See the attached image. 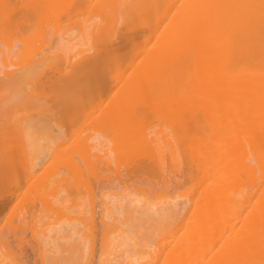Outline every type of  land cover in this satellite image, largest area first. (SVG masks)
Segmentation results:
<instances>
[{
	"label": "bare ground",
	"instance_id": "obj_1",
	"mask_svg": "<svg viewBox=\"0 0 264 264\" xmlns=\"http://www.w3.org/2000/svg\"><path fill=\"white\" fill-rule=\"evenodd\" d=\"M37 2L0 4V264H264V0Z\"/></svg>",
	"mask_w": 264,
	"mask_h": 264
},
{
	"label": "rangeland",
	"instance_id": "obj_2",
	"mask_svg": "<svg viewBox=\"0 0 264 264\" xmlns=\"http://www.w3.org/2000/svg\"><path fill=\"white\" fill-rule=\"evenodd\" d=\"M1 1H2V0H1ZM1 1H0V2H1ZM31 1H32V6H33V8H34V6H35L34 4H35V2H37V0H35V2H33L34 0H4V2L6 3V4H5V3H4V4L7 5V6H10V7H8L10 10L7 12V13L10 12V13L8 14V15H10V14L13 12V10H14L15 8L18 9V8L22 7V5H24L23 7H25V5H26V7L30 8V7L27 6V5H28V4L30 5V4H31ZM39 1H40V0H38L37 3H39ZM0 4L5 8V11H7V10H6V9H7V8H6L7 6H5V5L3 4V2L0 3ZM39 4H41V2H40ZM1 5H0L1 10H4V9L2 8ZM17 5H18V6H17ZM15 6H16V7H15ZM19 6H20V7H19ZM30 6H31V5H30ZM38 6H39V5H38ZM38 6H37V7H38ZM44 6H45V5H44ZM17 7H18V8H17ZM42 7H43V6H42ZM2 12H3V11H2ZM2 12L0 11V13H2ZM2 14H3V13H2ZM4 14H5V13H4ZM4 14H3V17H4V18L7 17L8 20H7V21H4V20L2 21V20H0V21H1V22H0V29L3 28V30H5L6 32H7V30H8L7 33L10 34V33H12V32H10V27H11V25H13V24H11V23L13 22L14 19L12 20L10 16H8L7 14H6L7 16H4ZM0 17H1V16H0ZM3 17H1V18H3ZM4 18H3V19H4ZM5 20H6V19H5ZM16 21H17V20H16ZM16 21H15V23H16ZM2 23H5V24H2ZM13 23H14V22H13ZM6 24H7V25H6ZM3 25H4V26H3ZM2 26H3V27H2ZM4 27H6V28H4ZM11 28H12V27H11ZM5 31L0 30L1 33L3 32V34H2V39H3V40H4V38H5V37L3 38V35L6 33ZM7 33H6L4 36H6ZM13 33H15V32H13ZM13 33H12V35H15V34H13ZM9 34H8V35H9ZM30 34H31V35H30ZM36 34L39 35V32L36 33ZM0 35H1V34H0ZM24 35H25V36H26V35L28 36V33H26V34L24 33ZM32 35H33L32 33H29V36H30L31 38H32ZM33 36H34V35H33ZM15 37H17V36L15 35ZM36 38H37V37H36ZM2 39H1V40H2ZM32 39H33V38H32ZM32 39H31V40H32ZM33 40H34V39H33ZM33 55H34V53H33ZM31 58H32V57H31ZM26 61H27V60L25 59V63H26ZM28 61H29V59H28ZM28 61H27V62H28ZM23 62H24V60H23ZM41 81H42V80H41ZM41 81H40V82H41ZM38 83H39V82H38ZM44 92H45V91H44ZM41 94H43V93H41ZM43 95H46V94H43ZM48 96H49V97H48ZM45 97H46V96H44V98H45ZM47 97H48V98H47ZM47 97H46L45 99H49V98H50V94L47 95ZM50 100H51V99H50ZM48 102L50 103V102H52V100H51V101L47 100V103H48ZM50 104H51V103H50ZM100 121H101V119H100ZM143 152L147 153L148 151H147V149H146V151L143 150ZM154 175H155V174H154ZM152 176H153V175H151V177H150V181H148V182H151V181L154 182V179L152 180V178H153V177H156V176H153V177H152ZM165 178H166V177H165ZM191 184H192V183H191ZM188 186H190V185H188ZM180 190H181V191H180ZM180 190H177V191H178L180 194L183 193V192H182V189H180ZM176 193H177V192H176ZM176 193H173L172 195L175 196ZM180 194H178V195H179L178 198L180 197ZM170 196H171V194H170ZM188 210H189V208L187 209V211H188ZM2 223H3V222H2ZM0 224H1V223H0Z\"/></svg>",
	"mask_w": 264,
	"mask_h": 264
}]
</instances>
